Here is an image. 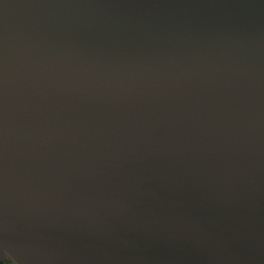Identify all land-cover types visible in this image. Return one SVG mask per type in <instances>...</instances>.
Wrapping results in <instances>:
<instances>
[{
  "label": "water",
  "instance_id": "obj_1",
  "mask_svg": "<svg viewBox=\"0 0 264 264\" xmlns=\"http://www.w3.org/2000/svg\"><path fill=\"white\" fill-rule=\"evenodd\" d=\"M264 264V0H0V258Z\"/></svg>",
  "mask_w": 264,
  "mask_h": 264
},
{
  "label": "flooded vegetation",
  "instance_id": "obj_2",
  "mask_svg": "<svg viewBox=\"0 0 264 264\" xmlns=\"http://www.w3.org/2000/svg\"><path fill=\"white\" fill-rule=\"evenodd\" d=\"M0 264H16L8 255L0 258Z\"/></svg>",
  "mask_w": 264,
  "mask_h": 264
}]
</instances>
